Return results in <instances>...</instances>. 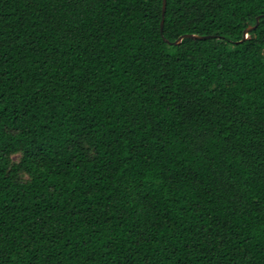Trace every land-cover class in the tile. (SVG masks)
Instances as JSON below:
<instances>
[{
    "label": "trees",
    "instance_id": "1",
    "mask_svg": "<svg viewBox=\"0 0 264 264\" xmlns=\"http://www.w3.org/2000/svg\"><path fill=\"white\" fill-rule=\"evenodd\" d=\"M163 5L0 0V264H264V0Z\"/></svg>",
    "mask_w": 264,
    "mask_h": 264
},
{
    "label": "water",
    "instance_id": "2",
    "mask_svg": "<svg viewBox=\"0 0 264 264\" xmlns=\"http://www.w3.org/2000/svg\"><path fill=\"white\" fill-rule=\"evenodd\" d=\"M163 9H164V10H163V17H164L165 12H166V0H164ZM260 18H261V17H258L257 24H256L255 26H250V27H248V28L245 30V32H244V38H243L242 41H244V40H246V39L249 38V33L259 25ZM163 25H164V20L162 21V24H161V27H162V28H163ZM209 37H210V36L207 37V36H197V35H189V34H187V35H184V36H182L181 38H179L174 44H175V45L180 44L184 38L205 39V38H209ZM242 41H240V42H242ZM167 42H168L169 44H172V43L169 42V41H167Z\"/></svg>",
    "mask_w": 264,
    "mask_h": 264
}]
</instances>
